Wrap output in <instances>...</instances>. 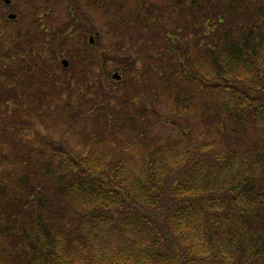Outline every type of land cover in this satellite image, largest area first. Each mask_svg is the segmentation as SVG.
I'll list each match as a JSON object with an SVG mask.
<instances>
[{"label":"trees","instance_id":"1","mask_svg":"<svg viewBox=\"0 0 264 264\" xmlns=\"http://www.w3.org/2000/svg\"><path fill=\"white\" fill-rule=\"evenodd\" d=\"M136 3L133 19L157 29L162 19ZM185 6L186 29L199 27L196 51L165 33L160 58L171 64L156 70L173 109L163 124L177 125L180 139L153 144L145 127L132 128L151 104L132 92L129 112L114 113L104 92L102 110H86L104 120L101 136L84 129L74 148L43 143L20 171L0 146L8 169L0 182V264H264V0H175L172 8ZM7 47L0 85L12 91L28 75L37 89L38 63ZM84 59L87 66L101 60ZM124 74L139 84V74ZM67 85L87 92L79 81ZM82 111L71 119L81 120ZM203 129L210 139L190 142ZM117 135L138 142L130 149ZM134 150L146 156L136 160Z\"/></svg>","mask_w":264,"mask_h":264},{"label":"rangeland","instance_id":"2","mask_svg":"<svg viewBox=\"0 0 264 264\" xmlns=\"http://www.w3.org/2000/svg\"><path fill=\"white\" fill-rule=\"evenodd\" d=\"M11 1L12 4L6 6L0 0V62L8 60L7 46L11 49L17 46L22 50V57L31 54L34 62L38 63L36 79L40 81L37 89L31 87L33 82L28 75L24 76L26 80H23V76L19 77L21 81L14 84L12 91H6L9 85H0V146H3L1 148L7 159L16 162V171L21 169L19 162L38 158L43 143H60L74 148L83 143L80 137L84 129L101 136L104 120H96L97 116L86 114V110L91 111L95 104L102 110L98 103L103 102L101 95L104 92L109 94L114 113L129 112L126 104L132 92L137 94L142 104H151L153 109L147 111L145 122H141V125L134 122L132 128L137 131L145 127L147 140L153 144L160 140L166 144L180 139L177 125L171 127L163 124V121L171 120L173 109L171 99H165L162 95L164 84L156 70L165 61L171 64V58H160L164 44L161 36L165 33L172 32L180 39L182 47L186 44L191 52L196 51L193 33H197L199 27L186 29L191 27L187 22L189 10L186 6L174 10L172 5L175 0H143L149 5V11L155 12L153 16L162 19L155 29L142 27L133 19L139 14L136 10L137 0H116L112 5L107 0ZM217 10L213 7V12ZM11 12L19 15L17 20L4 22ZM124 20H129V23ZM25 25L29 29L15 36L18 39L10 37L14 36L17 28L25 29ZM39 26L47 30L40 31ZM6 34L9 35V43L4 40ZM13 55L18 56L16 53ZM91 55L101 60L87 66L84 58ZM62 59L68 61L67 67L62 65ZM115 72L122 77H125L124 73L128 77L133 73L139 74L140 82L131 86L128 78L116 81L111 78ZM83 74L88 75L84 81ZM5 78L11 84V78L8 75ZM74 80L83 83V89L87 92L80 95L74 88L71 89L67 81ZM54 82H59V87H54ZM44 86L47 89H43ZM67 94L73 96L67 97ZM107 108L110 109L109 105ZM75 109L85 110L78 122L71 119ZM193 115L194 112H191L187 119L193 120ZM208 134L207 130H198L189 138L190 142L195 139L208 141ZM120 135L115 138L119 142L129 143L126 146L130 149L138 142ZM91 143L95 144L93 141ZM133 155L136 160L146 156L144 153L136 154L135 150ZM7 170L0 165V182ZM50 191L49 196L54 198L53 191Z\"/></svg>","mask_w":264,"mask_h":264},{"label":"water","instance_id":"3","mask_svg":"<svg viewBox=\"0 0 264 264\" xmlns=\"http://www.w3.org/2000/svg\"><path fill=\"white\" fill-rule=\"evenodd\" d=\"M4 3L6 4H9L11 1L10 0H3ZM16 17V14H10L9 15V18H15ZM93 41V37L90 38V42L92 43ZM62 64L64 67H67L68 66V61L66 59H63L62 60ZM121 76L119 75V73L115 72L112 74V79L114 80H120Z\"/></svg>","mask_w":264,"mask_h":264},{"label":"flooded vegetation","instance_id":"4","mask_svg":"<svg viewBox=\"0 0 264 264\" xmlns=\"http://www.w3.org/2000/svg\"><path fill=\"white\" fill-rule=\"evenodd\" d=\"M31 12V15L33 14V12L32 11H30ZM9 14L10 13H8L7 15H6V19H4V22H8V21H16L17 20V18H18V16L19 15H17L15 18H9ZM2 18H4V17H2ZM23 18V17H22ZM35 18H38V17H35ZM39 18H41V16L39 15ZM39 29H40V31H43V29H45V30H47L46 28H44L43 26H39L38 27ZM28 29H29V27H27L26 25H25V29H23V31H28ZM37 31V30H36ZM38 32V31H37ZM97 33V32H96ZM7 35V34H6ZM4 40H6V41H8V36H4ZM7 53V52H6ZM8 61V60H7Z\"/></svg>","mask_w":264,"mask_h":264}]
</instances>
